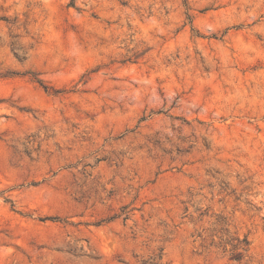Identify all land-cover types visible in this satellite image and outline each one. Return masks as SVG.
Segmentation results:
<instances>
[{"label": "rangeland", "instance_id": "rangeland-1", "mask_svg": "<svg viewBox=\"0 0 264 264\" xmlns=\"http://www.w3.org/2000/svg\"><path fill=\"white\" fill-rule=\"evenodd\" d=\"M0 264H264V0H0Z\"/></svg>", "mask_w": 264, "mask_h": 264}]
</instances>
